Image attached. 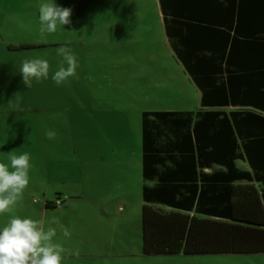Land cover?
<instances>
[{"label":"rangeland","instance_id":"1","mask_svg":"<svg viewBox=\"0 0 264 264\" xmlns=\"http://www.w3.org/2000/svg\"><path fill=\"white\" fill-rule=\"evenodd\" d=\"M41 2L0 0V162H7L13 150L31 157L28 187L12 213L0 214V226L12 214L42 223L45 202L55 200V193L71 195L82 181L85 209L94 184L103 188L99 138L106 121L124 120L128 148L138 153L141 109H195L196 87L158 32L156 0H54L72 9V23L43 36ZM62 45L79 66L74 77L57 85L51 76L62 62L56 52ZM33 58L48 60L49 77L26 87L19 69ZM120 107L123 117L117 116ZM48 130L56 133L54 139L47 138ZM132 212L110 223V234H98L103 222L79 220L76 228L96 234L68 238L76 256L64 257L61 264H264V254L144 256L139 208ZM50 219L46 214L44 223Z\"/></svg>","mask_w":264,"mask_h":264},{"label":"trees","instance_id":"2","mask_svg":"<svg viewBox=\"0 0 264 264\" xmlns=\"http://www.w3.org/2000/svg\"><path fill=\"white\" fill-rule=\"evenodd\" d=\"M158 2L200 108L141 115L142 255L264 254V0Z\"/></svg>","mask_w":264,"mask_h":264},{"label":"crops","instance_id":"3","mask_svg":"<svg viewBox=\"0 0 264 264\" xmlns=\"http://www.w3.org/2000/svg\"><path fill=\"white\" fill-rule=\"evenodd\" d=\"M155 4H157V14H158V32L161 36H163V42L168 45L169 49L172 52L173 57L176 59L174 52L170 46L169 38L166 34L164 23H163V14L160 10L159 2L156 0ZM137 8V6H136ZM160 28V29H159ZM178 62V60L176 59ZM179 63V62H178ZM180 64V63H179ZM181 65V64H180ZM182 67V65H181ZM183 69V67H182ZM184 71V69H183ZM185 73V72H184ZM186 74V73H185ZM187 75V74H186ZM188 76V75H187ZM189 77V76H188ZM190 79V78H189ZM191 81V80H190ZM192 82V81H191ZM193 83V82H192ZM194 85V84H193ZM195 86V85H194ZM196 87V86H195ZM195 99L194 106L195 109L200 108V92L196 87L194 91ZM227 111L231 110V108H226ZM125 108H118L117 116H125L123 111ZM193 110V111H194ZM151 112V111H180L186 112L191 111L184 108H176L172 110L168 109H156V107L143 108L140 111V115L143 112ZM141 120V116H140ZM106 121L105 131L102 138H99L104 143V159H103V173H102V187H98L94 184V191H91L93 197H90L86 202L85 209H82V202L85 200V195L82 190L84 182H77L76 186L70 191L71 195H63L62 193L57 194L56 197L62 201L61 205L52 207L55 200L46 201L43 205V208L40 209V218L42 219L41 225L45 230L48 227L56 228L57 235L53 237V241L55 243H59L62 245L64 252L62 253V257L76 256L75 253L72 252V248L67 247L69 245V241H67L70 237L80 236V234H96L94 232L90 233V231L84 228H76L75 223L79 220L84 219L91 221H100L103 222L104 231L98 234H110L109 232V224L110 223H119L122 220H125L128 216H133L132 208L134 207V212L139 208V215L141 220V209L143 205L142 200V188L143 185L146 184L149 187L156 185L157 179L154 181H145L142 176V163H141V121H140V152L131 151L132 149L128 148V137H127V128L124 120L121 119ZM105 146H108L106 148ZM237 167L241 169H246V165L240 161L236 162ZM170 167H174L173 164L167 162L165 168L160 167L159 171H164L165 169H169ZM173 169V168H170ZM224 168L213 165L208 169H197L196 173L201 174H210L211 172H221ZM89 183V177H88ZM49 204V207L45 205ZM64 211L63 214L59 215V211ZM69 212V215L66 216V213ZM48 214L50 217H58L60 224L66 227L71 233L70 237H64L63 231L59 225H50L49 223H44V218ZM75 217H77L75 219ZM118 234H125L124 232H120ZM61 236V237H60ZM63 237V243L62 242ZM73 245V243H70ZM142 253V249H141ZM185 256V255H184ZM62 258V259H63Z\"/></svg>","mask_w":264,"mask_h":264},{"label":"clouds","instance_id":"4","mask_svg":"<svg viewBox=\"0 0 264 264\" xmlns=\"http://www.w3.org/2000/svg\"><path fill=\"white\" fill-rule=\"evenodd\" d=\"M40 34L57 31L71 25L72 9L59 6L54 0H42L38 7ZM62 62L52 74L51 79L60 85L76 75L79 66L74 53L67 46L56 49ZM66 64V67H65ZM50 65L47 59L33 58L21 62L19 73L24 86L31 87L32 80L40 81L49 77ZM48 139H54L56 133L46 132ZM7 162H0V214L12 213L14 206L23 197L29 184L30 154H15L14 150L6 154ZM50 225H59L64 237H70L69 230L60 224L58 217H51ZM56 228H43L39 220L19 215H9L0 226V264H61L64 249L55 243Z\"/></svg>","mask_w":264,"mask_h":264},{"label":"built area","instance_id":"5","mask_svg":"<svg viewBox=\"0 0 264 264\" xmlns=\"http://www.w3.org/2000/svg\"><path fill=\"white\" fill-rule=\"evenodd\" d=\"M60 203H61L60 201H56V205H57V206L60 205Z\"/></svg>","mask_w":264,"mask_h":264}]
</instances>
